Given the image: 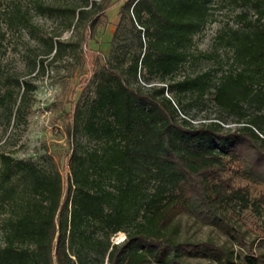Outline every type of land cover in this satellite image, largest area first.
<instances>
[{
	"label": "trees",
	"instance_id": "obj_1",
	"mask_svg": "<svg viewBox=\"0 0 264 264\" xmlns=\"http://www.w3.org/2000/svg\"><path fill=\"white\" fill-rule=\"evenodd\" d=\"M57 2L0 0V264H185V255L264 264V251L235 255L171 232L182 211L206 224L226 211L264 212V0H125L107 55L89 49L65 197L52 163L17 158L11 147L45 60L79 45L62 34L93 29L114 3ZM222 7L238 11L233 23L199 49L195 38ZM34 17L58 18L59 31L41 34ZM16 32L35 46L10 69L3 57ZM208 102L215 117L192 122Z\"/></svg>",
	"mask_w": 264,
	"mask_h": 264
},
{
	"label": "rangeland",
	"instance_id": "obj_2",
	"mask_svg": "<svg viewBox=\"0 0 264 264\" xmlns=\"http://www.w3.org/2000/svg\"><path fill=\"white\" fill-rule=\"evenodd\" d=\"M28 2L29 0H23ZM63 3L66 0H51ZM114 6L103 14L93 29L66 31L61 39L77 44L73 51L64 53L55 61L45 60L44 73L35 79L36 90L32 95L26 124L16 131V143L13 155L17 158L32 159L48 167L52 163L60 172L67 191L69 177L67 160L74 147L68 131L72 122V110L79 98L85 79L90 75L93 54L89 49L97 51L99 58L107 55L109 43L115 27L120 19V7L125 0H97ZM57 2V3H58ZM238 12V11H236ZM236 12L229 7L217 8L214 20L209 23L202 34L195 38L196 46L208 51L212 48L216 33L225 25L233 23ZM34 21L43 35L54 34L60 29L58 18L34 17ZM7 50L3 63L7 67L22 68L21 57L25 48H32L34 43L28 42L27 36L19 32L7 35ZM28 44V45H27ZM203 63L201 69L211 67ZM192 122L216 115L215 106L208 102L190 112ZM190 115V116H191ZM182 117V114H179ZM239 185H249L251 195L258 196V189L250 182L235 178ZM172 236L181 242L209 241L233 251L236 255L259 253L264 251V212L261 217L249 210L242 212L226 211L216 224H206L196 219L187 211H182L174 218L171 225ZM124 239V233L119 232L113 237L115 243ZM185 264H215L208 257L200 255H185Z\"/></svg>",
	"mask_w": 264,
	"mask_h": 264
}]
</instances>
